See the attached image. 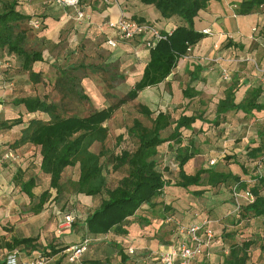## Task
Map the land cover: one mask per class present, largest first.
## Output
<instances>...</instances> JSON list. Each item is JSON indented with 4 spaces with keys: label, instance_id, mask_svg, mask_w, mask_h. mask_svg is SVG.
<instances>
[{
    "label": "trees",
    "instance_id": "16d2710c",
    "mask_svg": "<svg viewBox=\"0 0 264 264\" xmlns=\"http://www.w3.org/2000/svg\"><path fill=\"white\" fill-rule=\"evenodd\" d=\"M23 1L0 0V50L4 53V59L9 62L7 63L8 72L11 69H22L28 72L34 84L43 83L48 90L42 94L15 97L14 105H21L28 113L38 115L28 117L26 120L22 114L4 119L0 121V128L7 130L15 125L25 124L21 135L4 153V160H8L4 158L6 153L14 152L15 148L25 144L40 149V170L49 178L48 188L37 196L34 193L37 176L32 175L25 179V171L21 168L17 169L13 178L15 184L20 186V190L29 196L30 212L41 213L53 192H55L53 200L62 203L63 209L69 202L70 195L100 197V203L84 221L86 234L83 241L89 240L87 249L93 245L101 246L103 253L97 250L98 256L87 260L85 264H131L132 253L129 252L130 247H127L125 242L113 243L111 245L113 249L108 253L106 251L108 248L103 246L107 239L101 236L110 232L128 234L127 226L130 218L135 216L144 204L151 205L164 193L171 181L166 177L170 169L168 165H163L160 161L159 147L169 142V146L174 148L175 160L179 167L175 186L185 189L192 186L209 187V189L192 190L191 194L194 196L203 195L210 188L221 185L230 186L234 204H236L234 192L241 194L240 206L232 225L237 226L243 222L249 225L256 219L261 220V230L242 241L236 239L237 229L223 228L221 238L228 252L223 255L221 264H248L253 248L260 250V259L264 261V122L258 134L260 141L246 147L244 160H235L240 167L239 173L224 172L215 167H202L196 173L188 174L184 166L200 150L195 147L193 141L184 144L182 129H191L193 124L203 117L182 114L173 119L170 112L162 110L156 112L142 102L138 104V111L148 118L151 124L147 125L139 118L133 119L127 134L135 139V147L122 149L120 152L110 151L106 147L109 137L108 121L115 112L123 105L136 100L146 88L164 82L173 73L179 60L187 56L190 49L206 36L204 32L195 28V17L200 10L207 8L211 0H138L144 4L154 5L161 17H177L180 22L170 33H167L155 22L146 21L144 17L136 14L128 16L140 23L154 24L166 34V38L157 41L149 50L148 61L141 75L133 81L123 95L106 92V96L113 101L93 108L87 114H82L81 109L82 105L92 100L83 83L87 77L86 71L90 70L95 74L102 72L106 76L105 79L102 78V81L112 83L117 79L124 81L126 75L121 70L120 63L103 61L98 64H86L84 61H78L64 66L55 65L57 75L55 81L51 83L43 76L42 70L34 69L36 62L44 61L43 51L28 48V33L34 28L31 22L40 20L39 28H41L44 21L39 15L20 11L18 7L23 4ZM263 4L264 0H243L236 8V12L250 14ZM259 31L262 35L264 34V29ZM139 38L141 37L135 40ZM16 61L19 65H16ZM82 71L84 73L81 75ZM112 85L115 86V84ZM193 90L187 86L183 90L184 96L192 97L199 93ZM236 90V87L230 86L225 97L217 104L218 118L229 111H243L247 114L257 111L263 116L262 88L253 89L249 97L239 103L235 101ZM53 95H56L58 99H54ZM77 106H79L78 109ZM170 126H173L170 135L162 137L161 133ZM118 138L121 141L123 135H119ZM96 144L101 146L99 151L93 149ZM14 154L17 153L14 152ZM103 157H106L104 161ZM228 158L231 157L225 156L224 159ZM105 164L112 166L111 171L123 173L114 185L109 182ZM67 167H75L78 170L77 178L70 180L68 184L62 181ZM246 193H250L253 200L248 199L245 196ZM98 237L101 238L100 241L96 240ZM37 240L38 237H13L8 242H1L0 249L7 247L10 250L8 253L18 252V259L21 246L29 251L36 250L37 254L33 258L45 256L50 259L54 253L62 249L56 248V244L53 243L48 245L49 248H40ZM113 252L121 257L119 262L114 263L108 256ZM204 256L206 257L205 254ZM158 260L154 259V264H160ZM0 264H6V262L0 261Z\"/></svg>",
    "mask_w": 264,
    "mask_h": 264
},
{
    "label": "crops",
    "instance_id": "0c3cea01",
    "mask_svg": "<svg viewBox=\"0 0 264 264\" xmlns=\"http://www.w3.org/2000/svg\"><path fill=\"white\" fill-rule=\"evenodd\" d=\"M242 1L243 0H211L206 9L199 11L198 15L195 17V28L202 32L205 29H209L210 33L206 34V36L193 47V54L203 56L220 53L228 57L225 61H228L229 58H234L238 53L248 52V54H256L255 51L249 52V48L252 46L253 41H257V37L254 38L255 33L253 32V28L258 27L259 30L264 29V4L253 13L237 14L236 8ZM105 2L110 4L107 5ZM100 4L101 5L96 3L91 5L88 4L87 7L82 9L84 10L85 17L80 19L77 16L75 8L58 3L56 0H24L23 4L19 5L18 8L23 13L39 15L44 21L40 29L39 27H34L31 22L34 29L28 33V44L29 42H33L37 47L34 49H41L43 51L45 59L44 61L36 62L34 64V69L36 71L42 70L44 72L43 76L51 83L55 81L57 75V68L55 65L64 66L78 61H84L86 64L93 63L90 61L93 60L92 55L96 58H100L96 60V64L103 61H120L121 70L125 74L129 71H133L132 68L126 69V62L129 61L128 58H133V62L142 61L141 66L137 68L140 69L138 75L131 77L133 81H135L141 75L148 61L149 50L146 48L141 38L132 42L118 39L116 31L110 27L109 23L117 21L123 14L126 16L136 14L139 17H144L146 21L155 22L156 25L163 30L173 29L180 22L177 17H161L160 12L154 5H143L138 0H105L101 1ZM72 9H74L75 13ZM30 33L33 34L32 39ZM110 38L117 39L116 47L109 46L107 41ZM257 42L260 48L256 55L260 59L261 65L264 67V47L259 41ZM106 49L108 52L105 51ZM102 55H105L104 59ZM190 64L184 60L183 66L180 64L177 65L173 73L164 82L157 86L148 87L142 92L150 88L161 87L164 83L170 82V80L175 81V74L181 77L184 68H186L187 75L188 70L193 68L189 66ZM228 65L234 67L236 62H228ZM196 66L200 69L198 64ZM8 74L9 77L6 78H10L11 81H7L9 79L0 77V121L18 117L20 114H22L25 120L28 117L38 115L37 113H28L21 105H14L13 99L17 96L42 94L48 90L47 87H45L43 83L34 84L30 80L28 72L22 69H11ZM93 74L95 73L89 70L87 72V77L92 79ZM194 74L195 70L193 69L191 73H189L191 80ZM209 75H211V73ZM85 79L83 80L84 84ZM208 79H211V82L205 85V87L212 90V82H214V79L212 76H208ZM187 86L193 89L191 84L183 87L182 96L184 99H187L189 102L196 96L200 98L201 87L194 89L199 92L197 95L185 97L183 90ZM248 86H246V88H248ZM5 88L11 89L10 92L6 91ZM244 92L245 89L243 88H241L240 91L237 90V97L235 98L237 103L240 102L239 96L243 99L242 96ZM182 114L202 117L203 113L201 111L200 114H193L185 111ZM215 114L217 117L216 110ZM205 115L206 114H204V116ZM198 122L202 121L198 119L191 129H182L184 144L193 141L195 147L200 150L196 156L185 164L184 169L188 174H194L202 167H210L211 159H215L209 158L210 161L205 162L204 158L206 156L202 154V143H200L201 133L199 131L201 124L200 127H198L199 129L195 127ZM24 127L25 124L22 123L7 130L0 128V243L8 242L13 237H38L37 243L40 248H49L48 245L52 243L56 244V248H62L50 257L47 264H85L87 260L96 258L98 256V251L103 253V248L101 246L94 247L95 245L90 246L83 253L79 261L70 262L68 260V249L73 245L80 244L86 234V227L84 225L86 217L81 221L76 220L75 225L72 223L70 227H63L65 215L70 213L67 209L71 207L69 204H71L72 196L69 197V202L65 209H63L62 203H57L53 200L55 195V192H53L51 199L45 204L44 210L39 214H32L30 212L31 200L29 196L22 192L20 186H17L13 180L17 169L21 168L25 171V179H28L32 175L37 176V186L34 188V193L37 196L48 188L49 178L43 175L40 170V149L33 145L25 144L15 148L14 152L20 154L17 158L8 160L3 159V155L8 150L9 145L21 135ZM168 147L171 148L169 142ZM208 155L210 157L216 156L213 155L212 152ZM159 156L163 155L159 154ZM199 156H202L204 161L203 159L198 161ZM224 161L225 160H223L224 164H221L220 161V163L212 167L224 172L232 171L237 173L231 165H226L225 163L227 162ZM31 169H34L35 173H30ZM178 170L179 167L177 164L176 172L173 171L171 175L175 173L176 176ZM166 177L168 178L167 175ZM42 179L45 181L43 186L40 183ZM174 183L175 180L170 181V184L166 186L161 196L156 198L151 205L144 204L137 211L136 215L130 218V223L127 226L129 231L128 234L121 235L110 232L101 236V238L107 239L103 246L104 248H108V250H106L108 253L113 249V247H111L113 243L125 242L127 247L134 249V253L130 255L131 264H154L153 260L159 259L163 251L169 250L173 241L178 237L177 227L180 224L198 223L203 218L208 217L211 220L209 228L213 232V237L210 239L209 243L208 255H206V257L204 255L198 257L193 264H221L223 262V258L220 262L218 257H223L228 251L224 248L221 234L218 238L215 237L218 235L217 230L220 226V223L216 221V218L219 216L218 209L221 203V201H218L219 199L217 197L219 196L217 194L221 192L213 193L210 188V190L205 191L203 195L194 196L191 194L192 190L209 189V187L192 186L189 189H185L175 186ZM81 195L82 194H79V196ZM86 197L93 198L92 196ZM225 202L234 205L229 199H226ZM224 227L225 225L223 228ZM222 231L223 229L221 233ZM101 238L98 237L96 240L100 241ZM96 243L101 244L102 242ZM221 243L222 245H219ZM19 250L20 254L17 264H27L37 254L36 250L29 251L23 246H21ZM8 252H10V250L7 247L0 249V261H5V256ZM108 256L114 263L119 262L121 259L116 252Z\"/></svg>",
    "mask_w": 264,
    "mask_h": 264
},
{
    "label": "rangeland",
    "instance_id": "374dc122",
    "mask_svg": "<svg viewBox=\"0 0 264 264\" xmlns=\"http://www.w3.org/2000/svg\"><path fill=\"white\" fill-rule=\"evenodd\" d=\"M101 1L105 0H83L81 3V9L87 7L88 4L91 5L93 3H96L98 5H101ZM105 3L107 5L110 4L108 2ZM142 4L145 5L144 3ZM72 11H74V9H72ZM28 26L31 27V25L29 24ZM33 29L34 28H32L31 30ZM259 34L262 33H260L258 29V31H256L254 35V38L257 37ZM30 37L31 39L33 38L32 33H30ZM132 41H135V39L129 42ZM257 41H253L252 46L249 48V52L255 51L256 54L257 52H259L260 47L259 44H257ZM35 47L36 46L33 44V42H29L28 48ZM105 51L108 52L107 49ZM256 54H248V52L238 53L237 55H235V58L237 60L236 65L234 67H230L228 65V61H225V59L228 58L227 56H224L220 53L198 56L193 54L192 48L188 55L184 58H181L178 63V65L180 64L181 66H183L184 60H186L189 64L192 63L189 65L193 68H190L188 70V77L186 75V68H184L181 77L178 76V74H175V81L170 80V82L164 83V85H162L161 87L150 88L142 92L136 100L123 105L115 112L114 116L110 119V121H108L109 137L106 141V147L113 152H120L122 149H132L135 147V139L127 134V129L132 124L133 119L139 118L145 124H151L149 119L143 116L138 111V104L140 102L146 103L152 110L156 112L160 110L170 112L172 114L173 119L178 118L185 111L193 114H200V112L202 111V117L204 120L201 119L202 122H198L195 127L196 129H199L198 127H200L201 124V128L199 131L201 133L200 143H202V154H205L206 156L204 158L205 162H209V158H215L216 164L210 165V167L216 166L218 163H220V161L221 164H224L223 160H225V156H228L231 158L225 160L224 162H227L225 164L231 165L233 169L237 171V173H239L240 167L235 162V160H244L246 158V147L260 141L258 134L260 133L263 126V116L257 111H254L253 114H247L243 111H229L228 113H226L227 115L218 118L216 117L215 110L220 100L225 97L226 92L230 86H233L234 88L236 87L238 91H240L241 88L245 89V92L242 96L243 99H241V96H239L240 102L244 101L247 97H249L253 89H256L258 87L262 88L261 97L262 99L264 98V82H262V80L260 79L259 73L257 72L255 65L252 62L240 61L241 57L248 55L261 65L262 63ZM3 55L4 53H2V51L0 50V77H4L5 79H9L7 81H11L10 78H6L9 77V72L7 71V63L9 62L4 59ZM221 56H223L222 61H213V59ZM92 58L93 60L90 61L93 63H97L96 60L100 59L96 58L93 55ZM102 58L104 59L105 55H102ZM128 59L129 61L126 62V69L132 68L133 71H129L127 74H125L126 80L124 81H121L120 79H117V81L114 83L109 81H102V78H106L105 74H103L102 72L97 73L96 75L93 74L92 79H89V77H85V90L91 95L92 100L90 103H85L84 105H82V114H87L88 111L93 108H97L102 105H107L108 103L112 102L113 99L106 96V92L114 93L117 95H123L129 89V86H131V84L133 83V78L131 77H135L138 75L140 69L137 68L138 66H141L142 61L133 62V58ZM117 62L120 63V61ZM197 64L200 66L201 69L198 70V67L196 66ZM16 65H19L18 61H16ZM223 67H228L231 69L232 76L231 79L228 81H225L222 78L221 71ZM193 69L195 70V74L192 76L193 79L191 80L189 73H191ZM88 71L89 70H87L86 73ZM83 73L84 72L82 71L81 75ZM210 73L211 75H209ZM196 75L197 78L195 77ZM208 76H212L214 79V82H212V90H209L205 87V85H208V83L211 82V79L209 80ZM112 84H115V86L113 87ZM188 84H191V86H193V89L197 87L202 88V90L200 91V98H197L196 96L189 102L187 99L183 98L182 89ZM246 86H248V88H246ZM5 89L9 92L11 90H9V88ZM236 92L235 98L237 97ZM53 98L56 100L58 99L56 95H53ZM78 108L79 106H77V109ZM204 114L206 115L204 116ZM172 130L173 126L168 127L167 130L161 133V136L168 137ZM119 135H123L121 141L118 138ZM100 147V144H96L93 149L95 151H99ZM159 149L160 154L163 155L159 156L160 161L163 165H168V169H171L169 170V173H166L168 179L171 181L176 180L177 178L175 176V173L174 175H171V173L173 174V171L176 172L177 168V163L175 161V152L173 151V148H169L168 142H166L162 144ZM210 152H212V154L216 156L210 157L208 155L210 154ZM105 159L106 157H103V161ZM202 159L203 157L199 156L198 161ZM105 166L106 171H108L109 182L114 185L123 173L121 171H111V165L105 164ZM30 173H35L34 169H31ZM77 175V168H67L64 172L62 181L68 184L70 180H75L77 178ZM40 183L43 186V184H45V181L42 179ZM212 191L213 193L221 192L217 194L219 196L217 197L219 199L218 201H221V203L218 209L219 216L218 218H216V221L220 223V226L217 230L218 235L215 236L216 238L220 236L221 230L223 229L224 225V228L227 230L237 229L236 239L238 241H242L243 239L251 236L253 233H257L261 230V220L259 219L254 220L249 225H245V223L243 222L237 226H232V222L234 221V217L238 209L236 207V204H234L233 202V192L230 186L221 185L220 187L213 188ZM71 196L72 201L71 204H69L71 207H68L67 210H69L70 213L75 217V220L73 222L74 225L76 224V220H84V218L87 217L88 214L93 211V208L100 201V197L90 198L84 196L83 194L81 196L70 195V197ZM226 199L231 200L234 205L229 202H225ZM219 245H222V243ZM251 253L252 256L248 264H264V261L260 259V250L258 248H253ZM222 258L223 257H218V260L221 262ZM159 261L160 264H163L160 257L158 262Z\"/></svg>",
    "mask_w": 264,
    "mask_h": 264
},
{
    "label": "built area",
    "instance_id": "2783aa9c",
    "mask_svg": "<svg viewBox=\"0 0 264 264\" xmlns=\"http://www.w3.org/2000/svg\"><path fill=\"white\" fill-rule=\"evenodd\" d=\"M58 3L66 5L68 7H73L77 11L78 18H84L85 14L81 9V0H56ZM32 25L34 27H40V20H33ZM110 27L116 31L118 39L131 41L136 39L137 37H141L146 48L150 50L157 41L166 38V34L163 33L157 26L150 23H140L126 15H121V17L117 21H112L109 23ZM172 29H167L166 32L170 33ZM258 31V27L253 28V32L256 33ZM205 34H209L210 30L205 29L203 31ZM257 40L264 47V35L259 34L257 36ZM107 43L111 47L117 46V39L110 38ZM192 49H190L191 51ZM189 51V52H190ZM186 57V56H185ZM223 57H217L213 59L215 62L222 61ZM237 62L236 58H229L228 62ZM241 62H252L255 65L257 72L259 73L260 79L264 81V67L257 63L250 56H243L240 58ZM231 69L228 67H223L221 71L222 78L225 81L231 79ZM263 120H264V112H263ZM18 155L8 152L5 154V159H13L17 158ZM216 163V159H211L210 164L213 165ZM236 207L237 209L240 206V196L241 194L237 191L234 192ZM245 196L253 200V196L250 193H246ZM75 217L68 213L64 218V226H71L74 222ZM211 220L208 217L203 218L198 223L191 224H180L177 227L178 237L173 241L171 247L167 251H163L160 254V259L163 264H193L194 261L202 256L208 255V248L210 239L213 237V232L210 230ZM89 240L86 239L82 243L73 245L68 249V260L70 262H77L82 257L83 253L87 249V244ZM130 253H134L133 248H129ZM49 258L45 256H37L31 259L28 264H47L49 262ZM6 264H17L18 263V252L8 253L5 257Z\"/></svg>",
    "mask_w": 264,
    "mask_h": 264
}]
</instances>
